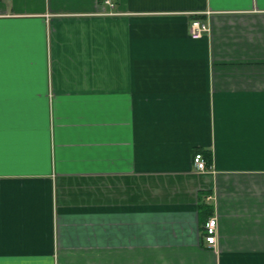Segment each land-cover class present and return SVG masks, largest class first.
I'll use <instances>...</instances> for the list:
<instances>
[{
	"label": "crops",
	"instance_id": "obj_1",
	"mask_svg": "<svg viewBox=\"0 0 264 264\" xmlns=\"http://www.w3.org/2000/svg\"><path fill=\"white\" fill-rule=\"evenodd\" d=\"M111 3L0 0V264H264V0Z\"/></svg>",
	"mask_w": 264,
	"mask_h": 264
},
{
	"label": "built area",
	"instance_id": "obj_2",
	"mask_svg": "<svg viewBox=\"0 0 264 264\" xmlns=\"http://www.w3.org/2000/svg\"><path fill=\"white\" fill-rule=\"evenodd\" d=\"M105 4L111 6V0H103ZM190 38L198 39L202 37L203 34L208 32V28L205 24L198 20H194L190 23L189 26ZM192 166L198 172L206 171V164L204 162L203 156L201 153L196 152L192 157ZM216 227L217 222L215 218H209L205 225V235H204V242L205 245L209 248L214 247L216 243Z\"/></svg>",
	"mask_w": 264,
	"mask_h": 264
}]
</instances>
